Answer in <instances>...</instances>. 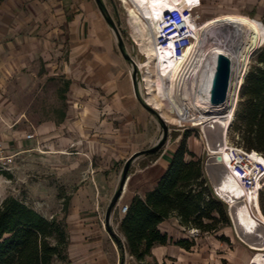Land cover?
Here are the masks:
<instances>
[{
    "label": "rangeland",
    "instance_id": "rangeland-1",
    "mask_svg": "<svg viewBox=\"0 0 264 264\" xmlns=\"http://www.w3.org/2000/svg\"><path fill=\"white\" fill-rule=\"evenodd\" d=\"M103 1L109 16L120 30L128 54L135 62L138 59L144 60L145 55L140 52L132 36L128 12H125L122 1ZM231 11L259 18L264 23V0H203V8L198 12L205 20ZM53 47L55 50L51 49L50 57L37 58L29 66L9 77L0 75V132L6 135L10 131H21L26 139L27 135L35 134V138L27 139V144L22 148L11 153L6 150L0 153V198L14 196L46 217L58 215L63 219L66 200L71 198L77 189L88 188L87 183L94 175L103 173L107 177V184L101 186L98 181L93 183V188L94 184H98L99 193L95 188L96 197H93L92 201L97 206L100 202L103 203L105 217L120 186L127 161L135 154L157 145L163 139L164 128L157 116L150 112L152 119L158 120L159 126L158 136L154 140L150 141L140 133L137 134L142 137L132 138V132L127 125L125 138L119 140L107 137L102 122H94L90 118L91 113L86 109L87 96L80 93L86 84L78 79L77 69L72 74L69 70V51L66 43L58 42L53 44ZM126 62L129 65L128 73L133 79V64L129 60ZM137 81L141 93L144 94L143 70L139 66ZM63 114L65 118L62 121L67 124V128L61 135L71 137L70 142L66 140V144H61V138L54 134L37 135L41 124L49 120L59 122ZM165 124L168 134L164 147L156 153L139 154L133 158L127 178L128 181L135 175L131 188L112 209L109 222L104 218L106 229L111 227L122 241H125V237L119 226L124 215L120 212V206L130 204L138 180L145 177V182L149 178L153 182L155 176H160L167 166V162L161 158L168 146L173 150L174 146L179 147L184 140L189 150L198 152V155L194 152L198 158H203L205 162L208 157L200 126L191 123L179 126L166 120ZM180 131L184 132L182 138H179ZM229 138L231 144L239 143L246 147L243 135L235 128L234 122ZM190 158L187 156L186 159ZM150 167V172L145 171ZM111 184L112 188H109ZM261 206L264 212V192L261 194ZM65 221L70 232L73 224L69 223L67 216ZM161 230L168 233L171 241L165 246H156L146 258L147 264H248L255 252L239 238L233 223L217 232L204 233L195 228L184 227L172 217L161 225ZM116 236L111 234L119 249ZM181 240H187L190 248L181 247L178 244ZM55 264L68 263L57 260ZM124 264L141 263L126 251Z\"/></svg>",
    "mask_w": 264,
    "mask_h": 264
},
{
    "label": "crops",
    "instance_id": "crops-1",
    "mask_svg": "<svg viewBox=\"0 0 264 264\" xmlns=\"http://www.w3.org/2000/svg\"><path fill=\"white\" fill-rule=\"evenodd\" d=\"M123 8L128 12V7L123 5ZM62 41L69 51L67 64L71 74L77 69L78 79L86 84L80 93L87 96L85 106L92 115L90 118L102 122L107 137L125 138L127 125L132 138L142 137L137 134L140 133L150 141L154 140L159 132L158 120L152 119L150 111L138 100L117 35L97 0H0V75L9 77L37 58L50 57L51 49L55 50L53 44ZM66 128L64 121L49 120L38 127L37 135L54 134L61 138V144H66V140L71 141V137L61 135ZM183 133L179 132V138ZM0 139L9 153L27 144L21 131H10L6 135L0 132ZM174 147L172 150L168 146L170 151L161 158L167 166L159 177L155 176L153 182L151 178L145 182V177L138 180L130 202L136 195L145 197L157 186L178 145ZM192 151L198 155L197 151ZM134 179L135 175L127 181L124 197ZM91 181L87 183L88 188L77 189L70 198L67 220L73 225H70L68 259L63 262L120 264V251L103 223L104 218L107 219L103 203L97 206L92 201L98 186L94 184L93 188V183L98 181L104 186L107 177L103 173L96 174ZM175 219L180 224L179 219Z\"/></svg>",
    "mask_w": 264,
    "mask_h": 264
},
{
    "label": "bare ground",
    "instance_id": "bare-ground-1",
    "mask_svg": "<svg viewBox=\"0 0 264 264\" xmlns=\"http://www.w3.org/2000/svg\"><path fill=\"white\" fill-rule=\"evenodd\" d=\"M121 1L128 7L132 36L145 55L144 60H136L143 70L144 98L166 122L200 126L210 157L222 155V163L210 160L216 190L231 206L239 238L255 251L248 264H264L261 187L257 185L250 194L240 184L239 176L227 168L226 156L251 60L264 46V23L235 11L205 19L200 25L191 21L195 41L178 56L172 48L158 45L164 14L176 8L198 12L203 0ZM221 56L231 63L227 97L224 102L213 104L212 88Z\"/></svg>",
    "mask_w": 264,
    "mask_h": 264
},
{
    "label": "trees",
    "instance_id": "trees-1",
    "mask_svg": "<svg viewBox=\"0 0 264 264\" xmlns=\"http://www.w3.org/2000/svg\"><path fill=\"white\" fill-rule=\"evenodd\" d=\"M253 57L234 123L243 135L246 147L242 146L264 154V46ZM64 118L65 114L61 121ZM69 203L70 198L64 203L65 218ZM172 217L178 218L182 226L204 233L232 225L227 204L214 195L204 159L189 150L184 140L157 186L145 197L136 195L131 200L119 226L125 241L116 236L121 262L128 251L141 264H147L146 258L156 246L171 241L161 225ZM65 218L46 217L14 196L0 198V264L67 261L70 235ZM178 244L190 248L187 240Z\"/></svg>",
    "mask_w": 264,
    "mask_h": 264
},
{
    "label": "built area",
    "instance_id": "built-area-1",
    "mask_svg": "<svg viewBox=\"0 0 264 264\" xmlns=\"http://www.w3.org/2000/svg\"><path fill=\"white\" fill-rule=\"evenodd\" d=\"M191 21L200 25L203 22L202 15L193 9L186 8H176L164 14L158 45L161 48L170 47L176 55L181 56L195 41V32ZM33 138H35V134L27 135V139ZM4 150L3 143H0V153ZM226 156L229 171L239 176L240 184L250 194L257 188V185L261 187L259 192L261 198V194L264 192V154L256 150H248L239 143H232L226 148ZM213 190L214 195L225 203L226 201L221 198L216 187H213ZM128 209L129 204L120 206L121 214L125 215Z\"/></svg>",
    "mask_w": 264,
    "mask_h": 264
},
{
    "label": "water",
    "instance_id": "water-1",
    "mask_svg": "<svg viewBox=\"0 0 264 264\" xmlns=\"http://www.w3.org/2000/svg\"><path fill=\"white\" fill-rule=\"evenodd\" d=\"M97 2L99 4L101 11L103 12L105 17L107 18L109 24L112 26V28L114 29V31L118 37L119 49H120L121 53L123 54V56L126 60L131 61L133 64L134 71H135L133 74V83H134L135 94H136L138 100L141 102V104L147 110H149L150 112H152L154 115L157 116L158 120L160 121V123L162 124V126L164 128V133H165L163 136V139L157 145H155L153 148H150L148 150H144L140 153H137L127 161V165H126L125 170L123 172L122 179L120 182V186H119L117 192L115 193L114 197L112 198L111 204L108 208L107 222H109V218H110V214H111L112 209L115 207V205L121 199V197L123 196V193L127 187L128 171H129V167L131 165L133 158L135 156H138L139 154H146V153L153 154V153L160 151L165 145V141H166L167 134H168V127H167V124H165V120H164L163 116L161 115V113L157 109H155L153 106H151V104H149L147 102V100L144 98L143 94L141 93L140 86H139V83L137 81L138 65L131 58V56L128 54V52L125 48L124 41L122 39L120 30H119L118 26L115 24V22L109 16V14L106 10V6L104 4V1L103 0H97ZM230 71H231L230 60L225 56H221L219 59V64H218V68H217V76H216V79H215V82H214V85L212 88V99H211V101L213 104H218V103L225 101V99L227 97L228 78H229ZM211 159H213V161H216L217 163H222L223 157L220 154H218L214 157H210V155H208V157L205 161V164H204L205 171L207 172V174L209 176V179L212 183V186L215 187V183H214L213 177H212V168H211L212 165L210 164ZM226 204H228V203H226ZM228 212H229L230 218L232 220V223L235 226V223H234V220H233V217L231 214L230 204H228ZM108 230H109L110 234L116 236L115 233L113 232V230L111 229V227H109ZM121 264H124V261H122Z\"/></svg>",
    "mask_w": 264,
    "mask_h": 264
}]
</instances>
